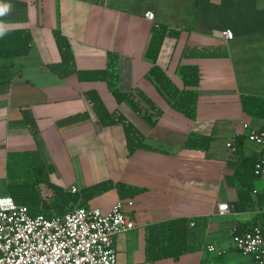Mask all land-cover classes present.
I'll return each mask as SVG.
<instances>
[{"label":"crops","instance_id":"crops-1","mask_svg":"<svg viewBox=\"0 0 264 264\" xmlns=\"http://www.w3.org/2000/svg\"><path fill=\"white\" fill-rule=\"evenodd\" d=\"M0 7L8 9L0 15L3 29L32 34L29 54L5 60L15 76L0 85V196L9 194L12 181L48 180L40 184L71 191L124 182L144 191L122 197L112 188L84 204L108 212L117 201L132 200L126 209L136 228L115 237L118 264H257L234 247L232 235L240 225L264 224V176H254L247 210L235 211L232 202L242 186L237 165L264 159V147L247 139L243 127L264 128V118L247 113L241 102L243 94L264 97V0H0ZM156 22L180 31L166 35L157 59L172 84L185 90L178 67L199 66L194 118L147 77L154 62L144 52ZM56 29L70 39L78 69H107L113 60L118 88L144 92L162 111L157 124L118 103L107 81L51 70L62 60ZM226 29L234 31L232 39L223 37ZM91 91L109 111L123 113L148 147L130 156L124 124H103ZM203 137L212 138L206 147L192 145L191 138ZM232 140L235 149L228 146ZM223 203L228 212L219 211ZM177 217L195 223V249L178 260H149L146 226ZM208 244L224 254L208 252Z\"/></svg>","mask_w":264,"mask_h":264},{"label":"trees","instance_id":"trees-1","mask_svg":"<svg viewBox=\"0 0 264 264\" xmlns=\"http://www.w3.org/2000/svg\"><path fill=\"white\" fill-rule=\"evenodd\" d=\"M156 23L152 28V35L144 52V56L154 62L147 77L156 82L162 92L169 95L174 107L184 112L188 117L194 118L196 115L195 105L198 98V92L195 88L200 83L199 66L191 64L180 65L178 72L184 80L186 89L180 91L176 88L157 65V59L166 35L178 37L180 31L169 28L167 24L158 23L159 25H157ZM54 36L62 60L60 63L51 64L49 66L51 70L61 77H66L70 73L76 72L82 81H107L118 103L125 102L129 104L135 111L142 114L150 125L154 126L157 124L162 111L157 109L155 103L144 92L137 90L128 93L118 88V72L113 60L110 61L107 69H78L70 39L59 29L54 30ZM31 47L32 34L28 28L4 29V34L0 35V85H9L15 76L12 63H8L5 60L27 55L30 53ZM88 95L94 101L96 112L103 124H124L130 156L137 149L148 147L144 143L140 131L123 113L120 111H109L97 93L91 91ZM241 102L243 109L247 113L264 118V97L243 94ZM29 113V110H24V116L30 123L32 131L37 133L35 121ZM82 116L86 117L87 115ZM211 139V137H203L191 138L190 140L193 146L201 145L206 147ZM238 139H241V137H238ZM258 159L245 160L236 167L235 176L242 182V186L239 189V199L232 202V207L235 211L247 210L252 201L250 192L254 188L252 180L256 176L254 168ZM42 181L48 183V180L12 181L8 186L9 194L18 204L27 205L32 215H37L41 212H49V214L66 213L73 209L75 205H84L86 201L92 199L95 195L112 188H116L122 197L134 196L144 191L143 188L111 180L101 181L75 192L56 184H48L52 193L50 199H48V196L43 194L40 184ZM260 216L264 217V213L260 214ZM192 221V219L187 217H177L147 225V258L156 260L172 257L178 260L185 252L193 251L195 249L196 233L195 227L191 224ZM251 227L246 224L238 226V229L242 232Z\"/></svg>","mask_w":264,"mask_h":264},{"label":"built area","instance_id":"built-area-1","mask_svg":"<svg viewBox=\"0 0 264 264\" xmlns=\"http://www.w3.org/2000/svg\"><path fill=\"white\" fill-rule=\"evenodd\" d=\"M145 17L155 22L153 11H147ZM222 34L226 40L234 37L232 29ZM243 127L247 139L264 147V128L249 123H244ZM233 142L229 141L228 146L235 149ZM254 170L256 176H264V159L257 160ZM72 191L77 188L73 186ZM132 204V200H119L108 212L98 207L75 205L63 214L32 215L27 205L18 204L10 194L2 195L0 264H118L115 237L136 228V222L126 209ZM229 209L227 203L219 205L221 213ZM232 240L237 250L252 256L257 264H264V224H254L242 232L236 227ZM206 249L218 256L224 254V250L214 244H208Z\"/></svg>","mask_w":264,"mask_h":264},{"label":"rangeland","instance_id":"rangeland-1","mask_svg":"<svg viewBox=\"0 0 264 264\" xmlns=\"http://www.w3.org/2000/svg\"><path fill=\"white\" fill-rule=\"evenodd\" d=\"M41 187H42V191H43V194H44V196H49V194H50V187H49V185L48 184H42L41 185Z\"/></svg>","mask_w":264,"mask_h":264},{"label":"clouds","instance_id":"clouds-1","mask_svg":"<svg viewBox=\"0 0 264 264\" xmlns=\"http://www.w3.org/2000/svg\"><path fill=\"white\" fill-rule=\"evenodd\" d=\"M7 7H0V15H3L7 11ZM4 34V29L2 26H0V35Z\"/></svg>","mask_w":264,"mask_h":264}]
</instances>
